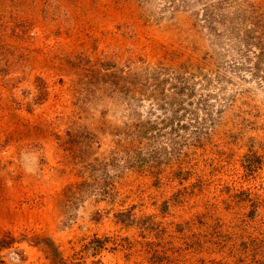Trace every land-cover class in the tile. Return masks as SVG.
Returning <instances> with one entry per match:
<instances>
[{"label":"rangeland","instance_id":"obj_1","mask_svg":"<svg viewBox=\"0 0 264 264\" xmlns=\"http://www.w3.org/2000/svg\"><path fill=\"white\" fill-rule=\"evenodd\" d=\"M33 132L60 236L22 201L0 264H264V0H0V168Z\"/></svg>","mask_w":264,"mask_h":264},{"label":"crops","instance_id":"obj_2","mask_svg":"<svg viewBox=\"0 0 264 264\" xmlns=\"http://www.w3.org/2000/svg\"><path fill=\"white\" fill-rule=\"evenodd\" d=\"M31 117V116H30ZM30 124L32 127H35V123L30 121ZM4 128V126H3ZM25 128H27L25 126ZM9 129H12V126H9ZM8 129V130H9ZM74 130V128H73ZM11 131L9 130L8 133ZM5 138H8L7 140L9 141L11 138L12 140L9 141L10 146L7 148L9 149L8 154L12 155L10 157L11 160L14 161V163L8 164L7 167L9 168H0V205L2 208V211H0V224H4L7 227L9 226V223H18L19 221H22L21 214L25 215L26 217L27 212L34 211L35 213L38 214V220L37 218L35 219L36 224H40L41 229H43V225L46 226L49 224L50 226L48 227L47 231L44 233L47 235V238L55 239L60 236L59 230V213H52L50 215H45L43 212L44 207L51 206L53 207V210L58 209L56 203L53 201L55 194L58 193V181L57 176L55 175L50 176V178L46 175H48L47 172L42 173V171L39 168L38 165V160L45 157L49 161V159H52V154L56 153L57 151L55 149V146H57V142L55 140L50 139L51 141L48 140V137L46 136H39L37 135V132H33L31 134L27 133L24 135L18 136H6ZM46 143H50L51 147L49 148L48 151H46V156H43L44 148L43 145ZM54 143V145H53ZM73 143V141H72ZM11 144H17V153H15L14 148H12ZM23 150V151H22ZM40 151V152H38ZM50 156H48V155ZM50 157V158H49ZM25 159V160H30L27 164L24 163H19L17 161L20 159ZM29 165V167H28ZM46 167V166H45ZM45 171V170H44ZM45 174V175H44ZM53 175L52 173H50ZM55 188V189H54ZM24 201V206L28 208V211L26 212L25 209L20 211L21 213H13L12 209L14 206H18L20 202ZM30 203V204H28ZM103 205L104 203L100 202V205ZM50 208V207H48ZM52 211V210H51ZM109 216V214H108ZM19 217V218H18ZM107 217V216H105ZM2 219V220H1ZM75 218L72 220V227L74 228ZM113 218L107 219L105 218L104 221L98 222L95 227L98 229H95L96 231L92 232L90 235L91 237H88V240H92V238H107V236H110L111 233H104L103 230L108 228V225L115 224ZM85 221V220H84ZM87 222H84V225ZM118 223V222H117ZM91 224V223H90ZM88 228L90 225L87 226ZM133 227V226H132ZM44 230V229H43ZM71 226L68 225L67 227V240L73 238V235L71 236ZM89 232V231H88ZM87 230H84L82 234H86ZM135 239H140L144 240L141 236L144 235V233L136 232L133 234ZM103 236V237H101ZM46 237V236H45ZM147 241H149L147 239ZM154 244V243H153ZM145 247L142 248V251L145 255L148 254V250L150 249L152 243H147L145 244ZM140 249V248H139ZM133 250V249H132ZM141 251V252H142ZM115 253V252H114ZM106 256H111L108 253H105ZM133 254H136L135 251L133 250ZM137 255V254H136Z\"/></svg>","mask_w":264,"mask_h":264}]
</instances>
